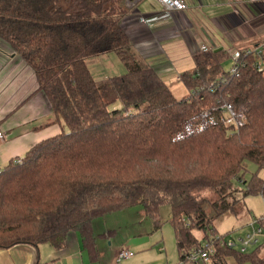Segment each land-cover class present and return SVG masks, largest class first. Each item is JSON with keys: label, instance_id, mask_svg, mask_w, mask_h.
<instances>
[{"label": "trees", "instance_id": "trees-1", "mask_svg": "<svg viewBox=\"0 0 264 264\" xmlns=\"http://www.w3.org/2000/svg\"><path fill=\"white\" fill-rule=\"evenodd\" d=\"M131 1L0 0V44L33 70L63 129L0 170V251L46 244L61 252L76 233L97 263V239L117 233L97 234L96 220L137 210L135 217L160 229L159 210L168 204L180 262L264 264V240L242 253L221 247L225 236L217 231L237 214L236 181L245 196L264 200V45L237 48L230 69L231 50L197 54L194 70L180 76L188 94L178 99L122 28ZM107 55L126 73L95 80L88 63ZM117 102L122 108L110 110ZM225 104L241 118L240 129L219 122L215 111ZM204 111L219 123L176 142ZM246 164L258 170L248 181ZM211 243L210 261L186 260Z\"/></svg>", "mask_w": 264, "mask_h": 264}, {"label": "crops", "instance_id": "crops-1", "mask_svg": "<svg viewBox=\"0 0 264 264\" xmlns=\"http://www.w3.org/2000/svg\"><path fill=\"white\" fill-rule=\"evenodd\" d=\"M183 1L187 10L175 12L167 10L159 0H139L133 8L129 7L130 14L122 23L138 55L178 99L188 93L180 77H174L194 70V56L208 50L229 51L233 38L238 42L245 39L246 34H251L248 27L257 31L264 16V5L259 0ZM215 9L220 12L215 13ZM232 21L236 23L233 25ZM37 90L33 70L0 44V132L5 136L0 142V170L63 130L47 99ZM97 247L100 258L93 263L78 234L72 233L61 252L46 244L37 249L16 247L0 251V264H119L117 256L123 248L112 249V257L107 258ZM139 261L134 256L120 263L140 264ZM144 264L167 263L158 258Z\"/></svg>", "mask_w": 264, "mask_h": 264}, {"label": "rangeland", "instance_id": "rangeland-1", "mask_svg": "<svg viewBox=\"0 0 264 264\" xmlns=\"http://www.w3.org/2000/svg\"><path fill=\"white\" fill-rule=\"evenodd\" d=\"M138 2L139 0H136L134 3H131L129 7L133 8ZM258 2L264 5V0H259ZM219 12L220 11L215 9V13ZM262 18L261 24L257 28L258 30L256 29L257 31H252V28L248 27V31L251 34H246L245 39L238 42L233 38L234 42L230 47L231 59L225 61V69H230L232 64L236 62V59H240V53L236 51L237 48L262 47L264 45V16H262ZM231 23L234 25L236 21H232ZM239 23L238 21V24ZM237 54L239 55L238 57H236ZM234 58L236 59L234 60ZM88 66L93 78L98 81L126 73V69L122 62L115 55H107L91 60ZM183 73H178L179 76L177 74L174 78L180 77ZM182 87L188 93V90L183 84ZM122 106L121 102H117L110 106V110L121 109ZM66 131L68 133L67 129ZM257 171L256 166L253 164H246L245 180H250L252 175ZM259 176L264 178V169L259 172ZM235 189H237V193L235 194L237 214L229 215L218 222L217 231L219 235L225 236V239L237 241V239L244 238L247 233L251 232V227H248L250 224L264 217V200L261 196H245L243 192V182L236 181ZM210 195V193H206L204 196L209 197ZM136 209L141 210L142 208L139 207ZM133 211L137 210L124 211L116 215L98 219L94 222L97 234H104L109 231H115L117 233L108 239H97V244L103 257H112V249H118L120 246V249L123 248L121 250H128L135 258L139 259L140 264L152 262L158 258H162L167 264H179L180 260L176 249L174 230L170 224L171 206L168 204L163 205L159 210L157 218L161 221L160 229L155 228L154 220L146 216L142 218L135 217L137 214ZM194 235L200 242L204 243L203 231L195 230ZM259 240L261 243L264 240V236H260ZM203 246H205V244ZM237 246H239V243H237ZM253 249V247H250L248 252ZM119 264L121 263L119 262Z\"/></svg>", "mask_w": 264, "mask_h": 264}, {"label": "built area", "instance_id": "built-area-1", "mask_svg": "<svg viewBox=\"0 0 264 264\" xmlns=\"http://www.w3.org/2000/svg\"><path fill=\"white\" fill-rule=\"evenodd\" d=\"M136 1V0H135ZM135 1L128 2V6L131 5V3H134ZM160 3L170 11L175 12H184L187 10V5L183 0H159ZM239 55L237 54L236 57ZM236 58H234L235 60ZM237 61V59H236ZM264 71V67H262L261 71ZM235 72V69L233 70ZM215 112L220 113L221 119H219V122H222L225 126L234 127L235 130L240 129L243 126V122L241 118L237 115L235 110L231 105L225 104L222 106L219 110H216ZM218 120L215 118V115H213V112L210 111H204L198 120L196 122H189L185 125L184 130L178 134L175 138V141H181L186 138L192 137L196 135L197 133H202L206 131L208 128L217 125L219 123ZM5 139V136L2 132H0V142ZM264 221V217L261 219ZM248 227H251V232L247 233L244 238H239L236 240H223L220 242L221 247H228L230 249H236L241 251L242 253L248 252V249L250 247L255 248L260 244L259 237L264 236L263 229L259 226V221L255 220L252 224H250ZM237 243H239V246H237ZM216 252V248L214 246V243H211V245H205L203 249L197 250L189 254L186 258V260L189 263H196L199 261H210L211 256H214ZM134 255L130 251L122 250L119 252L117 256V261L122 262V260H127L132 258ZM179 264H185L184 262H180Z\"/></svg>", "mask_w": 264, "mask_h": 264}]
</instances>
